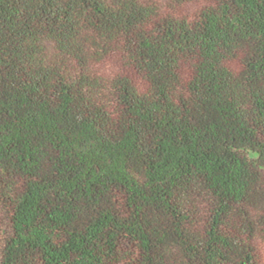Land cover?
Instances as JSON below:
<instances>
[{"label":"trees","instance_id":"obj_1","mask_svg":"<svg viewBox=\"0 0 264 264\" xmlns=\"http://www.w3.org/2000/svg\"><path fill=\"white\" fill-rule=\"evenodd\" d=\"M0 264H264V0H0Z\"/></svg>","mask_w":264,"mask_h":264}]
</instances>
